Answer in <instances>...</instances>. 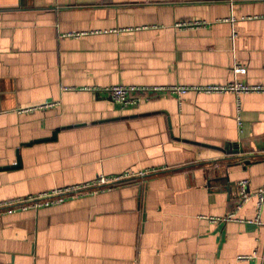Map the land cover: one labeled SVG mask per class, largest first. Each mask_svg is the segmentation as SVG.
Wrapping results in <instances>:
<instances>
[{
  "label": "crops",
  "instance_id": "obj_1",
  "mask_svg": "<svg viewBox=\"0 0 264 264\" xmlns=\"http://www.w3.org/2000/svg\"><path fill=\"white\" fill-rule=\"evenodd\" d=\"M232 82L264 85V0H0V204L134 174L0 205V264H264V92L104 90Z\"/></svg>",
  "mask_w": 264,
  "mask_h": 264
},
{
  "label": "built area",
  "instance_id": "obj_2",
  "mask_svg": "<svg viewBox=\"0 0 264 264\" xmlns=\"http://www.w3.org/2000/svg\"><path fill=\"white\" fill-rule=\"evenodd\" d=\"M205 24L202 20H187L180 21L176 24L180 28H192L199 27ZM238 73L245 72L244 67L238 66L236 68ZM110 93L111 97L116 103L123 107L137 105L140 101L149 99L153 93L166 92L170 94H185L189 91H198L205 93H224L233 92L240 94L243 92H264V85L262 84H246L242 82H232L227 84H206V85H173V86H126V85H114L104 89ZM50 106L53 104H49ZM48 105V106H49ZM144 174V173H141ZM132 172H126L119 175H99L91 182H87L78 186L67 187L58 189L51 193H44L39 197H31L26 200L13 201L11 203H2L0 205L13 206L22 205L26 208L28 204L45 205L55 203L64 200V195H71L73 192L78 194L84 193L87 190H95L100 188H110L113 184L122 182L133 176ZM252 198H257L258 207L264 204V186H260L251 190L246 181L240 182V203L237 208L241 207L244 203L250 201ZM20 207V206H19ZM233 214L230 215V219Z\"/></svg>",
  "mask_w": 264,
  "mask_h": 264
}]
</instances>
